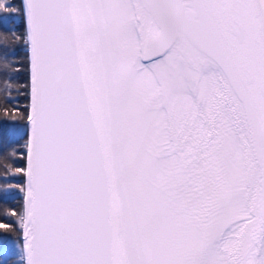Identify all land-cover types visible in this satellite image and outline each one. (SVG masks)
Instances as JSON below:
<instances>
[{"label": "snow or ice", "instance_id": "1", "mask_svg": "<svg viewBox=\"0 0 264 264\" xmlns=\"http://www.w3.org/2000/svg\"><path fill=\"white\" fill-rule=\"evenodd\" d=\"M0 252L264 264V0H0Z\"/></svg>", "mask_w": 264, "mask_h": 264}, {"label": "rangeland", "instance_id": "2", "mask_svg": "<svg viewBox=\"0 0 264 264\" xmlns=\"http://www.w3.org/2000/svg\"><path fill=\"white\" fill-rule=\"evenodd\" d=\"M8 247L11 248V243L8 244ZM7 258L9 262L12 264L13 257L11 255V252H8L7 254L0 252V259Z\"/></svg>", "mask_w": 264, "mask_h": 264}, {"label": "trees", "instance_id": "3", "mask_svg": "<svg viewBox=\"0 0 264 264\" xmlns=\"http://www.w3.org/2000/svg\"><path fill=\"white\" fill-rule=\"evenodd\" d=\"M9 200H10V202L12 204H15V199H13V198L10 197ZM9 243H11V242H9ZM12 257H13V260L18 259V257H14V256H12ZM9 264H11V263L9 262Z\"/></svg>", "mask_w": 264, "mask_h": 264}]
</instances>
